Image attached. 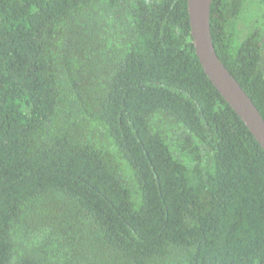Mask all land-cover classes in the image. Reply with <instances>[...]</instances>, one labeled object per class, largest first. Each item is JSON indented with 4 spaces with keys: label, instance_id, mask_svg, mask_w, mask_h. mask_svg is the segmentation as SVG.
<instances>
[{
    "label": "trees",
    "instance_id": "trees-1",
    "mask_svg": "<svg viewBox=\"0 0 264 264\" xmlns=\"http://www.w3.org/2000/svg\"><path fill=\"white\" fill-rule=\"evenodd\" d=\"M211 34L264 119V0ZM263 263L264 149L188 0H0V264Z\"/></svg>",
    "mask_w": 264,
    "mask_h": 264
},
{
    "label": "water",
    "instance_id": "water-1",
    "mask_svg": "<svg viewBox=\"0 0 264 264\" xmlns=\"http://www.w3.org/2000/svg\"><path fill=\"white\" fill-rule=\"evenodd\" d=\"M213 0H188L191 35L200 64L227 103L264 149V119L243 87L218 56L211 34ZM264 264V263H263Z\"/></svg>",
    "mask_w": 264,
    "mask_h": 264
}]
</instances>
